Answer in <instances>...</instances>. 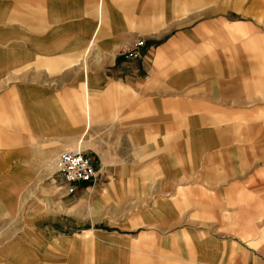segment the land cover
<instances>
[{
  "label": "crops",
  "instance_id": "1",
  "mask_svg": "<svg viewBox=\"0 0 264 264\" xmlns=\"http://www.w3.org/2000/svg\"><path fill=\"white\" fill-rule=\"evenodd\" d=\"M147 2L0 0V264H264L259 213L183 207L226 152L216 81L177 62L197 32H172L168 3L154 28ZM77 146L96 175L67 194L54 160Z\"/></svg>",
  "mask_w": 264,
  "mask_h": 264
},
{
  "label": "rangeland",
  "instance_id": "2",
  "mask_svg": "<svg viewBox=\"0 0 264 264\" xmlns=\"http://www.w3.org/2000/svg\"><path fill=\"white\" fill-rule=\"evenodd\" d=\"M147 3L148 19L154 28L163 26L168 3L171 31L197 32L195 44L185 48L177 62L201 72L208 70L216 81L215 117L205 124L216 129L225 140L223 146L214 149L226 152L216 157L219 166L208 169L210 173L200 183L179 184L184 185L176 189L181 193L183 207L185 211L196 209V214H203L205 219L210 217L207 215L211 210L240 203L245 212L259 213L249 217L259 220L258 230L246 233L245 242L264 255V0H148ZM236 21L249 26L245 34L230 30L228 24ZM213 112L209 111L210 115ZM224 160L242 167L225 169ZM54 162L56 166V159ZM240 192L245 197H240ZM71 198L74 200L75 196ZM86 225L83 221V227ZM61 226L66 230L77 228L74 223ZM248 237L257 239L251 241Z\"/></svg>",
  "mask_w": 264,
  "mask_h": 264
},
{
  "label": "built area",
  "instance_id": "3",
  "mask_svg": "<svg viewBox=\"0 0 264 264\" xmlns=\"http://www.w3.org/2000/svg\"><path fill=\"white\" fill-rule=\"evenodd\" d=\"M143 46L144 41L139 40L121 55L125 59L141 57V47ZM56 166L64 181L67 194H72L78 184L88 182L96 175V170L90 159L80 148L60 152L56 158Z\"/></svg>",
  "mask_w": 264,
  "mask_h": 264
},
{
  "label": "bare ground",
  "instance_id": "4",
  "mask_svg": "<svg viewBox=\"0 0 264 264\" xmlns=\"http://www.w3.org/2000/svg\"><path fill=\"white\" fill-rule=\"evenodd\" d=\"M76 148H79L78 146Z\"/></svg>",
  "mask_w": 264,
  "mask_h": 264
}]
</instances>
